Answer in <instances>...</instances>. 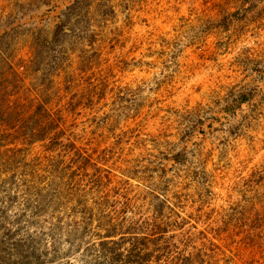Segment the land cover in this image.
<instances>
[{
    "label": "rangeland",
    "instance_id": "obj_1",
    "mask_svg": "<svg viewBox=\"0 0 264 264\" xmlns=\"http://www.w3.org/2000/svg\"><path fill=\"white\" fill-rule=\"evenodd\" d=\"M72 1L0 0V108L3 92L28 105L48 99L94 160L106 150L103 170L128 181L137 206L159 164L186 146L187 165L161 195L214 243L204 264H264V0H85L68 19L84 24L88 13L91 27L66 38L58 71L47 66L41 78L35 49ZM106 1L115 15L102 24L93 15ZM250 89L248 103L223 112ZM196 119L205 134L183 141ZM10 142L0 140L1 264H94L66 191L31 175L39 144L6 164Z\"/></svg>",
    "mask_w": 264,
    "mask_h": 264
},
{
    "label": "trees",
    "instance_id": "obj_2",
    "mask_svg": "<svg viewBox=\"0 0 264 264\" xmlns=\"http://www.w3.org/2000/svg\"><path fill=\"white\" fill-rule=\"evenodd\" d=\"M85 2L73 0L65 9L69 11L65 15L67 18L62 20L60 17L56 23L51 41L46 47L35 49L32 61L41 78L47 66L52 71L57 70L58 56L62 51H67L64 46L66 38L74 33L79 35L77 31L81 29L80 24L87 29L91 27L92 15L89 16L88 13L84 24L80 20L71 25L68 19V16L80 9ZM99 8L100 12L93 17L106 24L115 15L114 7L106 1L100 4ZM232 16L237 15H231V18ZM223 21L225 23L218 22L217 26L226 28L227 17ZM89 34L90 42L95 36L91 30ZM254 93L255 89L239 91L230 103L225 104L223 112L235 113L251 100ZM1 97L6 101V107L0 108V118L7 123L0 129V140L11 141L9 144L12 145L7 149L12 155L4 162L13 164L17 154H21L23 149L39 144V154L31 159L35 164L31 175L50 177L52 182L56 183L58 194L66 191L74 223L81 225L82 235H88L94 240V264L207 262L208 252H211L210 247L214 244L212 240L208 239L203 231H197V227L190 223V218L187 220L181 217L180 213L175 211L174 205L171 206L165 196L161 195L168 187V174L187 165L189 150L186 146L166 156L164 163L159 164L158 169L156 168L157 178L155 181H149L151 187L144 192L145 198H141L144 204L137 206L136 198L130 197L128 193V181L114 183L103 170V166L108 162L104 155L106 150H103L102 158L97 156L94 160L85 148L77 144V137L61 125V119L59 121L51 113L47 107L48 99H39L35 105H28V101L19 103L9 92H3ZM27 105L29 111L24 110ZM203 124L200 119L192 121L185 130L186 137H183V141L204 135ZM209 127L211 128V125ZM13 174L10 178L14 177ZM40 206L37 203L33 208L38 212ZM224 212L222 211V214ZM222 214V218L217 221L221 224L219 228L227 226V220ZM191 228L194 231H191ZM35 264L41 262L37 261Z\"/></svg>",
    "mask_w": 264,
    "mask_h": 264
}]
</instances>
